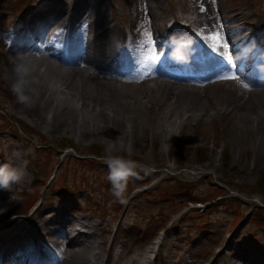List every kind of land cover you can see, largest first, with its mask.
Masks as SVG:
<instances>
[{
    "label": "bare ground",
    "instance_id": "6f19581e",
    "mask_svg": "<svg viewBox=\"0 0 264 264\" xmlns=\"http://www.w3.org/2000/svg\"><path fill=\"white\" fill-rule=\"evenodd\" d=\"M114 1L136 9L119 18ZM226 1L188 0L194 18L184 27L156 12L161 0H62L16 19L17 32L3 41L11 39L5 78L12 87L21 60L33 67L29 99L15 94L50 135L71 132L116 149L149 137L170 146L186 126L220 119L242 143L264 146V21L240 0ZM232 74L242 81L221 78ZM10 156L16 160L0 158V167L22 165ZM8 190H0V219L15 209L5 204ZM24 217L1 219L0 264L105 263L109 229L99 220L57 205ZM218 255L227 264H264L263 245L245 250L227 242Z\"/></svg>",
    "mask_w": 264,
    "mask_h": 264
},
{
    "label": "rangeland",
    "instance_id": "374dc122",
    "mask_svg": "<svg viewBox=\"0 0 264 264\" xmlns=\"http://www.w3.org/2000/svg\"><path fill=\"white\" fill-rule=\"evenodd\" d=\"M21 1L0 0V158L14 161V151L27 172L23 183L5 193L12 199L5 201L9 208L19 204L15 215L9 212L1 218L4 223L23 220L39 206L56 205L68 208L70 216L99 220L109 229L104 264H227L226 255L217 256L227 242L245 250L264 246V225L253 215L264 205V184H259L264 146L257 140L242 143L244 137L233 135L220 119L186 126L170 146L149 137L118 149L71 132L50 135L44 125L36 124L35 115L21 108L5 78L11 39L3 41L17 32V18L23 21L60 7L62 0H30L22 7ZM240 1L264 21V0ZM114 4L119 18L136 9L126 3L124 11L120 2ZM155 10L169 12L178 26L194 18L188 0H161ZM109 148L111 155L139 165L137 176L129 178L123 203L107 178Z\"/></svg>",
    "mask_w": 264,
    "mask_h": 264
},
{
    "label": "clouds",
    "instance_id": "9594fccd",
    "mask_svg": "<svg viewBox=\"0 0 264 264\" xmlns=\"http://www.w3.org/2000/svg\"><path fill=\"white\" fill-rule=\"evenodd\" d=\"M33 67L23 60L15 68L17 79L12 85V91L17 94L21 102H26L29 97L25 95L31 84L30 76ZM109 155L106 159L108 166V180L111 182L113 195L123 203V195L127 189L129 178L137 176L136 169L139 167L136 161L123 156L111 155L112 149H108ZM26 175L25 166H9L5 164L0 167V190H8L11 185L18 184Z\"/></svg>",
    "mask_w": 264,
    "mask_h": 264
},
{
    "label": "trees",
    "instance_id": "16d2710c",
    "mask_svg": "<svg viewBox=\"0 0 264 264\" xmlns=\"http://www.w3.org/2000/svg\"><path fill=\"white\" fill-rule=\"evenodd\" d=\"M1 109H2V108H0V110H1ZM71 143H72V142H70V141L68 142V141L66 140V146H70ZM62 148H64V147H62ZM100 156H102V155H100ZM262 171H263V172L261 173V176H260V179H259V184H261V185L264 184V170H262ZM216 189H218V188H216ZM126 190H127V189H126ZM260 190H261V191H264V189L261 188V187H260ZM214 193H215V191H214ZM214 195H215V194H214ZM219 197H220V195H219ZM253 215H254V219H255V221H257V224H259V225H264V205L261 206V207H259Z\"/></svg>",
    "mask_w": 264,
    "mask_h": 264
},
{
    "label": "snow or ice",
    "instance_id": "6c2138e0",
    "mask_svg": "<svg viewBox=\"0 0 264 264\" xmlns=\"http://www.w3.org/2000/svg\"><path fill=\"white\" fill-rule=\"evenodd\" d=\"M225 47H227V44H225L224 45ZM154 58V57H153ZM230 67H231V65H230ZM221 78H223V79H233V80H235V79H237L238 78V75L237 74H232V75H229V76H222ZM245 88H247L248 87V84H244L243 85Z\"/></svg>",
    "mask_w": 264,
    "mask_h": 264
}]
</instances>
